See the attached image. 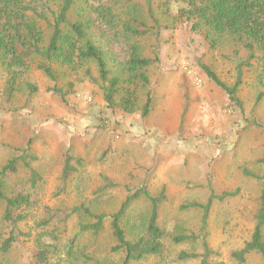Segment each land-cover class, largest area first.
<instances>
[{"label":"rangeland","instance_id":"374dc122","mask_svg":"<svg viewBox=\"0 0 264 264\" xmlns=\"http://www.w3.org/2000/svg\"><path fill=\"white\" fill-rule=\"evenodd\" d=\"M105 1L120 13L122 21L152 31L129 41L120 25L114 30L94 25L90 30L91 39L103 51L112 75L127 59L128 43L137 45L141 57H152L157 47L159 61L148 69L150 113L143 118L106 109L97 86L81 73L63 69H58L59 85L72 84L73 93L62 98L46 92L53 83L36 69V62L31 64L24 82L36 85L38 90L29 94L23 84L21 91L6 102L4 75L0 70V167L19 156L31 140V152L37 158L31 166L42 177L36 188L37 206L30 211V220L20 227L31 230L34 221L41 217L43 206H85L94 213L107 215L103 229L96 236L80 234L71 243L82 222L74 216L58 236L55 252L51 249V261L84 264L82 255L78 260L71 256L72 244L74 252L90 258L86 264H122L123 254L112 251L116 242L108 216L124 202L125 185L143 183L151 195L164 189L167 199L159 207L158 223L165 236L162 254L137 264H197L178 256L181 252L200 253L201 240L174 243L173 238L199 234L202 211L180 209L181 205L205 204L211 193L237 190V195L212 205L205 232H201L208 247L217 254L213 259L236 264L229 254L252 234L253 218L264 189L262 181L243 174L244 169L262 174L258 163L264 145V85L257 80L260 63L251 60L250 66L243 68L238 91L240 111L200 65L207 66L219 80L232 86L236 66L248 54L244 41L230 35L207 38L206 29L193 32L190 24L162 16L161 9H156L155 14L161 27L167 29L159 30L157 40L153 35L156 29L142 6H138L134 19L131 16L137 0ZM176 10L177 5H172L170 13L175 14ZM92 74L95 75L94 67ZM139 96L143 100V90ZM65 154L78 157L81 164L70 175L65 193L54 196ZM18 170L7 179L9 190L27 186L28 170L22 163L18 164ZM104 179L117 186L100 195L98 189L104 185ZM2 211L0 207V232ZM149 212L150 205L144 197L128 207L121 221L127 239L142 234ZM35 249L31 241L21 239L0 256V264H32ZM245 264L264 263L250 255Z\"/></svg>","mask_w":264,"mask_h":264},{"label":"trees","instance_id":"16d2710c","mask_svg":"<svg viewBox=\"0 0 264 264\" xmlns=\"http://www.w3.org/2000/svg\"><path fill=\"white\" fill-rule=\"evenodd\" d=\"M137 1L131 16L134 19L138 6H142L156 29L153 33L156 39L159 38L160 29H167V26L161 27L160 20L155 14L156 9H161L162 16L179 23L190 24L193 32L206 29L207 38L211 35L215 37L230 35L244 41V49L248 54L237 64L236 80L232 86H227L219 80L207 66L200 65L210 81L219 87L228 101L240 111L242 104L238 98V91L242 84V72L244 67L250 66L251 60L260 63L257 80L260 85H264V0ZM175 4L176 13L171 14V6ZM76 10L77 16H74ZM94 25L108 30H114L120 25L129 41L131 38L144 37L152 32L150 29L134 28L129 22L122 21L120 13L105 0H0V70L4 75L3 96L6 102L21 91L20 86L23 84L26 85L29 94L38 90L36 85L24 82L31 64L36 62V69L53 83L46 88V92L62 98L73 93L72 84L59 85L61 74L58 69L74 74L81 73L83 78H87L99 88L106 109L125 115L138 114L140 117H147L152 102L148 69L159 61L157 47L154 48L152 57H141L137 45L128 43L127 59L117 74L112 75L107 68L103 51L91 39L90 30ZM92 67L95 75L92 74ZM140 90L144 91L143 100H140ZM31 145L30 140L19 156L7 160L0 167V207H3L0 256L7 254L21 239H26L36 248L31 257L32 264H60L51 261V249L55 252L58 236L63 233L69 221L74 216L82 219L78 224V233L71 242L73 243L80 234L91 233L96 236L100 233L107 215L94 213L85 206H43L41 217L34 221L33 228L29 231L22 230L21 224L30 220V211L37 206L36 188L42 182L41 174L31 166L37 160L31 152ZM19 163L28 170L27 186L26 188L15 186L9 190L6 186L7 179L19 172ZM258 163L262 169L261 175L247 169L243 170V174L262 181L264 186V145ZM80 164L81 160L78 157L64 155L54 196L65 193L70 175ZM116 186V183L104 179V185L98 189V193L101 195ZM124 188L126 190L124 202L117 212L108 216L111 234L116 242L112 251L123 254L122 264H137L151 257L160 256L163 252L165 234L158 223V211L167 197L164 189L156 195H151L143 183L125 185ZM237 193V190L211 193L205 204L181 205L180 209H201L200 233L177 236L173 238V242L200 239L202 250L200 253L181 252L178 256L180 260L197 261V264H224L213 259L217 254L208 247L201 232H205L212 205ZM140 197L149 202L150 212L143 225L142 234L129 240L121 221L128 207ZM253 221L254 227L250 237L229 254L230 260L236 264H245L250 255L259 257L264 263V189L259 196V206ZM69 252H72L71 256L76 260L82 255L84 264L90 261L88 256H83L85 254L74 252L72 244Z\"/></svg>","mask_w":264,"mask_h":264}]
</instances>
